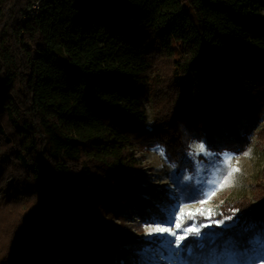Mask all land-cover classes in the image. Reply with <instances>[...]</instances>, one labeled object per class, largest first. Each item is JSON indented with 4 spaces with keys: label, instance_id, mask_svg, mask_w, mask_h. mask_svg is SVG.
Masks as SVG:
<instances>
[{
    "label": "trees",
    "instance_id": "trees-1",
    "mask_svg": "<svg viewBox=\"0 0 264 264\" xmlns=\"http://www.w3.org/2000/svg\"><path fill=\"white\" fill-rule=\"evenodd\" d=\"M263 119L264 0H0V264H139L113 219L166 221L172 199L138 148L184 170L192 141L241 153ZM257 190L184 258L222 264L230 239L262 256Z\"/></svg>",
    "mask_w": 264,
    "mask_h": 264
},
{
    "label": "rangeland",
    "instance_id": "rangeland-1",
    "mask_svg": "<svg viewBox=\"0 0 264 264\" xmlns=\"http://www.w3.org/2000/svg\"><path fill=\"white\" fill-rule=\"evenodd\" d=\"M145 104L151 120L154 114V102L148 99ZM263 129L264 119L256 128L250 146L241 153L214 152L203 141H192L188 152L190 165L184 170L178 169L174 163L169 162L165 154L161 155L158 150L161 147L138 148L136 156L143 168L142 178L145 184L168 191L172 199L171 203L159 205L165 214L166 221H162L158 216L143 220L136 214L129 213L126 214L123 222L118 218L113 219L116 225L122 224L121 226L128 230L132 238L146 241L144 247L138 251L141 257L139 264H182L180 260L170 259L169 250L159 239L161 236L169 237V233L147 235L146 226L155 227L157 224L168 226L180 235L184 228L195 224L201 227V233H208V230L215 225L214 221L225 218L221 214L225 204L246 198L255 202L259 192L257 185L264 183V137L258 135V132ZM201 143L206 146L205 151H200L196 147ZM234 168H238L239 171L232 173L230 182L225 183L228 173ZM222 183L223 187L220 186ZM210 192L214 194L208 198L207 194ZM201 200H207V203L201 204ZM201 208L205 211L210 208L213 214L211 216L197 214L193 217L187 215L189 209ZM176 223H180L182 227L176 228ZM225 223L232 224L233 219L225 220ZM189 237L198 239L192 234H189ZM172 239L174 240V237ZM256 241L263 249L262 256L259 255L250 261L242 260L244 264H260V261L264 260V241L261 237ZM180 255L186 264H217V261L213 263L196 259L189 261L184 258L183 252Z\"/></svg>",
    "mask_w": 264,
    "mask_h": 264
},
{
    "label": "snow or ice",
    "instance_id": "snow-or-ice-1",
    "mask_svg": "<svg viewBox=\"0 0 264 264\" xmlns=\"http://www.w3.org/2000/svg\"><path fill=\"white\" fill-rule=\"evenodd\" d=\"M198 148V150L200 151H205L206 146L201 143L199 145L196 146ZM159 152L161 155L164 154V150L162 148H158ZM247 155V153H245ZM239 171L238 168H234L232 169L229 173H228V177L225 179V183L226 182H230V178L232 173ZM221 187L224 186V184L222 183L220 185ZM214 192H210L208 193V198L211 197V195H213ZM201 204L207 203V200H201L200 201ZM234 211H238V210H234ZM197 214H205L207 216H211L213 214V210L212 209H207L206 211L201 208V209H189L187 215L189 217H193ZM177 219H179V217H177ZM232 217H225L223 220H217L214 221L215 225L217 227L223 226L224 230L227 229H231L236 227V224H226L225 220H232ZM207 226V225H204ZM176 228H181V224L180 223H176L175 225ZM252 226H248V227H244L241 229L242 232H247L251 229ZM153 233H169V237H159V239H161L163 241V246L166 247L169 252H170V259H175V260H180L182 262V264H186L185 261H183V257L180 255L182 252L187 251L188 255L190 257L193 256V246L192 244L195 243V245L201 249L204 248L205 244L204 241L205 240H215L218 237L222 236L223 232H211V233H201V227L197 226L195 224H190L187 228H184L182 233L180 235H177L173 229L171 227L168 226H161L159 224H157L155 227L153 226H146V234L147 235H151ZM189 234H192L194 237H198V239H196L195 241H189L188 243H182L184 241H188L189 240ZM172 237H174V240L172 239ZM234 242L230 239L228 241L225 242V249L226 252L228 253L227 255V259L224 260L222 262V264H244V262L239 258V253L234 249L233 247ZM174 245V247H173ZM194 259L198 260L200 259L199 257H194ZM250 259V257H249ZM260 264H264V260L260 261Z\"/></svg>",
    "mask_w": 264,
    "mask_h": 264
}]
</instances>
